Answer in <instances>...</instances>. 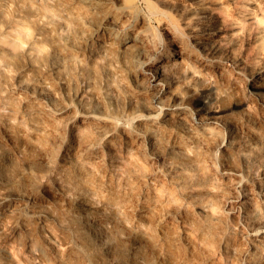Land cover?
Here are the masks:
<instances>
[{"label": "rangeland", "instance_id": "1", "mask_svg": "<svg viewBox=\"0 0 264 264\" xmlns=\"http://www.w3.org/2000/svg\"><path fill=\"white\" fill-rule=\"evenodd\" d=\"M172 1L180 8L194 6L186 0ZM74 2L0 0V136L6 132L12 136L0 141V153L14 152L3 174L15 179L17 187L29 183L35 193L42 194L45 184L58 191L47 199L52 215L47 224L37 223L23 209L21 217L28 216L23 218L24 227L6 240L3 229L11 216L1 217L0 264L93 261L83 242L72 250L65 247L66 238L75 241L82 219L68 215L67 207L76 200L129 234L123 241L115 232L111 235L121 258L130 240L142 241L135 264H264V238L252 235L257 222H264V197L244 173L239 186L226 173L241 166L237 148L253 144L259 148L254 167L264 182V111L249 96L246 81L230 70L203 73L197 81L199 99L190 102L204 116L213 106L242 102L231 113L240 121L229 149L215 147L214 135L184 118L139 122L135 110L146 112L150 99L149 93L138 90L143 80L129 74L126 50L118 44L106 42L88 51V31L79 22L90 30L101 15ZM111 2L117 7L122 0ZM214 2L236 21L224 36L233 52L264 66V0ZM154 3V10L161 7L165 17H173L165 6ZM135 4L139 12L151 11L143 0ZM158 24L153 21L154 32L164 47L187 46L185 29H179L181 35L178 29L167 32ZM175 63L174 67H187L183 60ZM43 93L51 95L49 104L41 98ZM88 112L101 120L86 117ZM146 130L154 133L153 147L133 139ZM60 134L61 144L55 136ZM100 136L105 138L99 151L85 153ZM42 149L52 150L50 167L37 161L31 180L17 176V166L26 158H37ZM28 237L45 259L28 250Z\"/></svg>", "mask_w": 264, "mask_h": 264}, {"label": "bare ground", "instance_id": "2", "mask_svg": "<svg viewBox=\"0 0 264 264\" xmlns=\"http://www.w3.org/2000/svg\"><path fill=\"white\" fill-rule=\"evenodd\" d=\"M74 1L88 8V10L99 12L101 15L99 23L90 30H84L86 28L85 24L79 22V27L83 31H88L85 36L88 51L97 50L106 42L118 44L117 46L126 50L129 74L135 79L143 80L138 90L143 93H149L150 99L148 106L145 108L147 109L146 112L135 110L134 115L138 121L142 120L151 124H159L169 118H184L191 121L203 133L214 135L215 147L222 150L231 148L234 129L240 121L235 119L231 113L233 109L242 105V102L238 100L225 108L213 106L207 110V116H204L198 107L190 105L191 100L197 99L200 94V89H197V81L203 73L223 72L225 70L232 71L236 77H241L246 81L249 87V91L247 90L249 96L264 111V66H258L253 63L254 61L252 62L245 58L246 56L243 58V56H238L233 52L224 36L227 27L235 26L236 21L229 19L226 14H222L223 12L218 8L220 6H215L214 0H212L213 2L211 0H186L194 4V6L189 5V9L185 6L183 8L178 7L172 0H143L146 7L152 8H150L151 11L149 13L139 12L135 0H122L117 7L112 4L111 0ZM154 2L169 9L173 17H165V10L161 7L159 10H154L153 6L154 8L156 7ZM148 8L147 10L149 11ZM153 21L159 23L162 29H165L167 32H173L176 29H182L181 31H183L185 29L186 35H183V37H185L184 40L186 38L188 40L185 41L187 46L185 44L178 45L179 42L184 43L183 40L178 43L176 42L178 45L176 50H171L167 46L165 48L160 43V38L158 39L154 32ZM234 32L232 30V33ZM254 37L260 38L259 35H255ZM184 45L188 47V51H186ZM177 59L183 60L184 64H187V67L183 66V68L179 64L177 67H174V65H177L175 63ZM41 98L48 104L51 102V95L49 93H43ZM244 104H246V101ZM48 111H45V113L49 114L51 112ZM86 117H92L95 120H101L102 118L101 116L97 117L93 112H88ZM113 124L114 126L116 125L115 123ZM222 129H224L223 132L221 131ZM133 133L132 135L135 136ZM58 135L55 136L60 140L62 136L61 134L60 136ZM11 138V134L6 132L3 136H0V141H9ZM97 138L96 141L86 146L85 153L91 154L99 151V145L102 143V140L104 141L105 136ZM135 138L133 139L139 142L144 141L148 147H153L155 136L152 131L146 130L145 132L138 133ZM60 142L62 141L60 140ZM258 149L253 144H246L242 148H237L236 152L241 161V166L226 173L232 176L235 186L243 183L241 175L244 173L247 182L249 181L251 184H254L258 193L264 197V182L258 173H256L257 170L254 167V161H257ZM17 151H19V147ZM50 152L47 149H42L37 158H26L23 160L17 166L16 175L26 177V180H31L30 175L37 161L43 167L47 166L49 168L51 164ZM12 156H14V152L11 149H2L0 153V220L7 213L11 216L9 225L3 229L6 240L15 236L24 227L23 218H27L28 216L21 217V210L23 209H26L37 223L47 224L52 215L46 208V202L53 195L56 196L58 192L55 189L53 190L54 187L46 184H42V194L33 192L28 187L29 183H25L24 187H17L15 179L7 177L8 175L5 176L6 174L4 175L2 170L4 165L11 161ZM67 210L69 217L77 215L82 219L79 227L77 226L79 229L76 228V230L78 229V235L76 234L75 241L73 242V240H69L70 238H66L64 241L65 247L72 250L74 246L83 245L84 243L90 255L92 254L94 257V260H91L92 262L84 261L83 259L84 262L82 261L80 264H135L137 262L138 259L134 255L136 256L137 249L141 247V240H130L124 249L126 251L123 252V254H126H122L123 258H121V254L119 255L120 251L116 250V246L110 238L111 235H115L112 234L115 232L120 241H123L124 238L129 237V234L119 231L117 224L111 219L106 217L100 219L99 215L98 218L94 214L96 212L93 208L82 200L70 203ZM252 235L256 238H264V222H257ZM25 245L32 253L36 251L34 254L38 257L42 258L44 256L40 247V249L38 247L33 249V245L35 244H33V240L30 237L25 240ZM144 261L150 262L149 259Z\"/></svg>", "mask_w": 264, "mask_h": 264}]
</instances>
